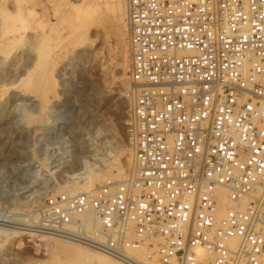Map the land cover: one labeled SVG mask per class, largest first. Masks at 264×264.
Returning <instances> with one entry per match:
<instances>
[{
  "label": "built area",
  "instance_id": "1",
  "mask_svg": "<svg viewBox=\"0 0 264 264\" xmlns=\"http://www.w3.org/2000/svg\"><path fill=\"white\" fill-rule=\"evenodd\" d=\"M125 7L131 167L43 222L128 264H264V0Z\"/></svg>",
  "mask_w": 264,
  "mask_h": 264
},
{
  "label": "rangeland",
  "instance_id": "2",
  "mask_svg": "<svg viewBox=\"0 0 264 264\" xmlns=\"http://www.w3.org/2000/svg\"><path fill=\"white\" fill-rule=\"evenodd\" d=\"M74 1L0 0V264H94L57 249L96 252L45 224L41 210L49 197L91 192L132 164L130 85L115 38H105L110 9ZM90 1L97 14L54 32V8Z\"/></svg>",
  "mask_w": 264,
  "mask_h": 264
},
{
  "label": "bare ground",
  "instance_id": "3",
  "mask_svg": "<svg viewBox=\"0 0 264 264\" xmlns=\"http://www.w3.org/2000/svg\"><path fill=\"white\" fill-rule=\"evenodd\" d=\"M81 1H83V0H77V1L75 0L74 2H81ZM86 1H88V0H86ZM91 1L88 3V5H87V7H85V9H80L81 8L80 5H79L80 3L79 4L77 3L78 5H75L74 7L72 6L74 10H69V11L68 10L67 11H61L59 9L60 7L59 8H54V11H55V14H56L55 18H56L57 23L59 25V27H57V26H55V27L52 26L51 27L54 30V32L57 33V34H61V30H60L61 24L64 21H66V20H69V21H74L75 19L78 20L81 17L82 14L86 15L87 17H92L93 14H95V13L97 14L98 10L94 9L96 7H94L93 2H91ZM104 2L105 3H104V6H103V11L104 10L106 11V7H109V9H110V15H109L110 19L109 20L113 23L112 27H109L110 30L107 32L108 36L105 37V38H107L108 41L111 38H115V40L117 42L118 49H119V53L123 54L122 55L123 58L121 59L122 68H125L126 72H127V74H124L123 80L127 81V83L129 84V82H130V78H129V75H128V67H129V63H130V53H129V46H128L129 26L126 29V27L124 25L125 23L128 24L126 7L123 5L124 3H123L122 0H115L114 2L113 1L111 2V0H109V2H107V4H106L105 0H104ZM74 4H76V3H74ZM78 6H79V9H78ZM61 7H62V5H61ZM103 14H104V12H103ZM107 18L108 17H106V19ZM107 21H108V19H107ZM124 54H125V56H124ZM126 89H128V87ZM116 174H117V177L122 174L121 168L118 165H117V173ZM82 189H85V188H82ZM224 203L225 202H223V204ZM86 218H88L90 221L92 220V218L89 215ZM95 227H96V224L92 220L90 222V224H89V229L88 230L91 232ZM60 232H63V231H60ZM65 237H67V236H65ZM68 239L77 240L74 237H71V238H68ZM65 243H67L68 245H71L72 247L68 246L67 244H65L67 246L62 247L64 245L61 243L62 245H60V244L57 245V249H70L74 253V255L87 257L90 260H93L95 262L94 264H128V263H126L124 261V258H121V259L120 258H114V257L110 256L109 254H107V253H105L103 251H100L98 249L92 248L91 246H89L87 244H86L87 246L91 247L96 252H92V251H89V250L87 251L86 248L82 249L84 247L79 246L77 244H71L69 242H65ZM80 243H82V242H80ZM82 244H85V243H82ZM100 253H102V254H100ZM103 254L107 255L109 258L104 256ZM136 254H138V256H136ZM110 257H111V259H110ZM125 258H127V259H129V260H131L133 262H136V264H141L143 262H146L147 264L149 263V262H147L145 260V255H144L143 251H141V250H130V251H128V254L125 255ZM152 264H155V263L152 262Z\"/></svg>",
  "mask_w": 264,
  "mask_h": 264
}]
</instances>
